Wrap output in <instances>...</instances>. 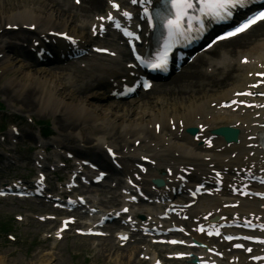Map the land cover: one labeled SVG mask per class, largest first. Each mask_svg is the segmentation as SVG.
<instances>
[{
    "label": "bare ground",
    "instance_id": "6f19581e",
    "mask_svg": "<svg viewBox=\"0 0 264 264\" xmlns=\"http://www.w3.org/2000/svg\"><path fill=\"white\" fill-rule=\"evenodd\" d=\"M75 1L0 0V81L7 78L0 85V93L13 109L27 112L31 119L33 114L50 116L55 128L56 138L48 144L54 151L48 156L37 153L32 162L44 169L43 162L50 161V168L55 171L61 169L60 161L65 168L70 167L69 178L62 175L66 179L63 186L69 193L75 190L76 184L77 188H86L82 185V176L87 178L86 184L93 186L85 192L86 196L78 194V189L75 194L77 202L81 197L92 204L87 211L88 221L82 222L86 215L79 204L73 208L81 214L70 218L82 225L83 231L96 230L103 222L105 229L114 232L125 226L109 225L116 220L113 219L116 214L111 212L130 207L128 218L136 220L131 225L133 232L143 233L149 228L148 237H155L156 232L174 234L172 229L177 227L190 234V242L185 243L188 247L192 242L203 244L202 248L187 249L185 258L190 262L185 264L196 261L199 264H264V245L248 243L245 250L238 251L223 241V235L215 239L207 233H198L201 227L219 226L220 218L225 216V224L231 226L221 230V234L264 241L262 230L247 232L242 225L233 226L248 222L264 227V200L256 197L264 198V152L257 145L264 131V78H260L264 74V28L259 30L264 24L246 36L248 40L244 36L212 47L177 71L170 83L157 84L153 93L130 100L131 97L115 94L122 82L132 78L130 52L121 47L122 39L102 20L106 21L109 16L123 20L126 11H133L135 21L145 29L139 6H130L131 0H80L79 6ZM144 1L145 7L151 8L160 0ZM113 4L121 7L119 12H114ZM101 25L107 26L105 36L99 34ZM56 32L74 39L67 51L58 46L61 41ZM76 45L81 49H75ZM94 48L107 49L116 57L95 56ZM41 50L51 56L44 57V53L39 59L37 53ZM80 51H85L82 56H74ZM68 58L72 60L68 69L54 67ZM75 59L81 61L74 62ZM104 60L111 64H104ZM11 114L16 116L17 112L13 110ZM16 120L23 128L24 123L14 117ZM232 131L236 134L231 135ZM22 134L31 138L26 132ZM13 135L10 141L0 142V147L13 146L17 141ZM38 145L47 148V144L38 142ZM30 147L23 144V148ZM108 148L114 150L115 160L126 178V185L117 181L113 186L120 195L112 190L94 189L98 187L94 180L100 172H106L107 179L118 171L112 166L113 161H108ZM7 150V154L16 152L12 147ZM69 155L74 159L65 157ZM0 157H6L5 149ZM84 161L100 170L84 173ZM8 165H12L10 160ZM73 176H77L75 181ZM40 178L45 176L42 174ZM216 178L222 180V187L217 186ZM251 178H257L261 184L250 183ZM154 180L163 184L157 187ZM243 184H248L247 190L252 196L243 195ZM199 186L204 187V192L193 199ZM21 190L23 187L16 191ZM31 191L32 188L27 193ZM108 193L112 196L105 200ZM133 197H139L137 210L132 206ZM145 198H149L147 203ZM186 199L195 205L184 206ZM120 205L123 206L118 209ZM92 209L98 210L97 214ZM173 209L175 213L171 212ZM105 217L113 221H105ZM127 234L131 235H121ZM60 236L61 232H56L55 238ZM119 236L110 248L102 249L98 244L95 248L98 254L107 255L117 264L169 263L161 258L160 251L154 252L156 246L146 236L140 235L143 243L132 248L128 245L132 239L122 245ZM93 239L106 240L90 238ZM213 251L220 252L222 257H216ZM179 254L183 253L173 255ZM57 260L50 254L40 258L37 264H57Z\"/></svg>",
    "mask_w": 264,
    "mask_h": 264
},
{
    "label": "rangeland",
    "instance_id": "374dc122",
    "mask_svg": "<svg viewBox=\"0 0 264 264\" xmlns=\"http://www.w3.org/2000/svg\"><path fill=\"white\" fill-rule=\"evenodd\" d=\"M77 5L79 6V4ZM262 28H264V25L263 27L261 26L259 30ZM247 38L249 37H245L244 39L248 40ZM100 42H103V40H100ZM121 47L124 49L122 45ZM107 59H112V57L108 56ZM70 62L71 61H63L54 67L68 69ZM104 64L111 63L104 60ZM6 80L7 78L1 80L0 85L5 84L7 82ZM85 80L89 81L88 78H85ZM171 81H168L167 83H170ZM13 110L17 112L16 116H12L11 112ZM25 113L27 112L13 109L11 104H9L2 93H0V127L10 126L7 131L0 135V141L3 140L7 134L12 132L13 126L11 125L15 126L16 124L18 125V130L21 134L26 132L31 136V138L28 139L22 134L17 141L21 147L18 148L15 153H9L6 154V157H2L4 158V161L1 159L0 163V187H4L6 184L19 178L29 180L36 178L37 173L41 171L38 168V164L32 162L36 153L41 152L44 155L50 154L45 152L44 148L38 145V142L49 144L52 142L50 139L56 138V136H54L55 128L53 126V119L50 116H37V114H33L31 119L29 118V115ZM14 117H17V119L19 118L20 121L24 123L23 128H21V124L17 120L13 122ZM35 122L43 125V127L48 125L51 126L50 130L53 136L47 139L39 137V135L35 133V131H37ZM26 143L28 146H31L29 149L23 148V144ZM37 146L39 148H37ZM32 147H34V149H32ZM8 157L12 158L9 159ZM8 160L12 162V165H8ZM43 163L47 167H45L43 171H46L45 174L48 176L49 184L54 191L50 190L47 192V196H52L54 194L60 195V192L64 191L63 184L70 175L71 168L66 167L59 171H53V169L50 168V161L45 160ZM4 165H6V169L3 168ZM60 165L63 166L61 162ZM62 175L66 179H63ZM117 181L122 185L125 184V177L120 172H116L94 189H97L98 191H115L116 189L112 187ZM92 187L93 186H86V188H79L78 190L83 196H85V192L88 189L91 190ZM118 192L119 191H116L115 193L118 195ZM110 198L111 193L106 194L105 200H109ZM48 201V199L18 200L15 198L0 200V264H37V261H39L40 258H47V255L50 254L57 257V264H117L114 259L112 260V258H109L107 255L98 254L95 249L98 244H101L102 249L114 246L116 243L115 234L117 232H112L107 229V231L113 233V236L105 238V241H97L95 239L90 240V238L77 235L76 228L78 227H75L72 231L65 234L63 240L56 239L54 234L59 228V221L50 220L46 222L42 221L41 218L47 219L51 216L59 217L57 214H60L64 218L68 214L64 212L58 213L54 209L53 203H48ZM48 208L50 209L49 211L47 210ZM71 215L75 216V214ZM110 225L121 226L119 222ZM133 240L134 242L130 243L129 247H137L140 243L135 238ZM161 248H163V250H161ZM165 249L168 250L165 251ZM156 251L162 253L161 258L163 257L167 260V262H169L168 264H185L184 262L170 259V257L173 256L171 253L175 252L174 250L165 246H156L154 252ZM142 256L143 254L140 255L141 259H143ZM123 264L128 263L124 262ZM146 264L151 263L148 261Z\"/></svg>",
    "mask_w": 264,
    "mask_h": 264
},
{
    "label": "snow or ice",
    "instance_id": "6c2138e0",
    "mask_svg": "<svg viewBox=\"0 0 264 264\" xmlns=\"http://www.w3.org/2000/svg\"><path fill=\"white\" fill-rule=\"evenodd\" d=\"M133 3H136L137 0H132ZM199 8L197 9V5ZM243 6V0H171V7L175 10L172 14V17L167 20V25L169 31L174 34H183L185 22L191 25L193 20L192 11L198 10L200 16H196L197 21H201L204 16L212 17L214 19H227L232 15V9ZM113 7L119 8L118 4H113ZM147 11V9H145ZM125 16H130V13L125 12ZM103 19V18H101ZM109 20H112L113 17L109 16ZM259 21H264V11L257 12L250 19L246 20L243 24L239 25L233 31L227 32L224 36H219L217 40L228 39L233 36H236L242 32H245L252 25L256 24ZM117 27H120L119 23L116 24ZM126 35H133V33L125 32ZM69 39H71L69 37ZM216 41L213 40L212 43ZM211 47V44L209 45ZM166 62V61H165ZM153 67H160L162 64H154ZM151 85H149L150 87ZM250 94V93H249ZM126 239V238H125ZM251 251V249H249Z\"/></svg>",
    "mask_w": 264,
    "mask_h": 264
}]
</instances>
